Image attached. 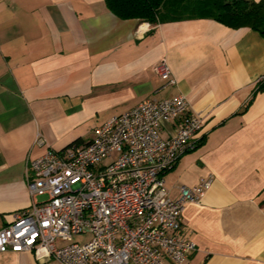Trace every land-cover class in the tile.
I'll return each instance as SVG.
<instances>
[{"label":"crops","instance_id":"obj_1","mask_svg":"<svg viewBox=\"0 0 264 264\" xmlns=\"http://www.w3.org/2000/svg\"><path fill=\"white\" fill-rule=\"evenodd\" d=\"M162 60L173 86L154 74ZM262 76L264 38L249 28L123 20L104 0H0V229L32 204L29 161L89 143L94 129L145 100L184 95L203 129L165 174L168 195L213 178L182 212V234L196 246L185 264H264ZM0 264L60 263L9 251Z\"/></svg>","mask_w":264,"mask_h":264},{"label":"built area","instance_id":"obj_2","mask_svg":"<svg viewBox=\"0 0 264 264\" xmlns=\"http://www.w3.org/2000/svg\"><path fill=\"white\" fill-rule=\"evenodd\" d=\"M153 70L176 84L164 60ZM256 84L264 87V76ZM171 122L176 127L163 138ZM202 129L184 95L152 98L94 129L87 144L47 148L28 162L32 204L0 229V254L32 252L60 264H185L196 246L182 234V212L201 203L213 178L180 187L172 199L164 177L196 148ZM35 145L46 144L38 137ZM86 234L85 243H71Z\"/></svg>","mask_w":264,"mask_h":264},{"label":"trees","instance_id":"obj_3","mask_svg":"<svg viewBox=\"0 0 264 264\" xmlns=\"http://www.w3.org/2000/svg\"><path fill=\"white\" fill-rule=\"evenodd\" d=\"M104 1L108 10L123 20L136 19L155 25L182 20L210 19L231 29L249 28L264 38V0ZM260 90H264V87H260ZM74 144L77 145L76 143L71 145Z\"/></svg>","mask_w":264,"mask_h":264},{"label":"rangeland","instance_id":"obj_4","mask_svg":"<svg viewBox=\"0 0 264 264\" xmlns=\"http://www.w3.org/2000/svg\"><path fill=\"white\" fill-rule=\"evenodd\" d=\"M194 1V0H192ZM191 1V3H192ZM191 5V4H190ZM187 14V13H186ZM113 158L117 156V154H113L112 155ZM90 239V236L89 235H82V236H77V237H74L73 240L71 241V243H79V244H83L85 243L86 241H88Z\"/></svg>","mask_w":264,"mask_h":264}]
</instances>
